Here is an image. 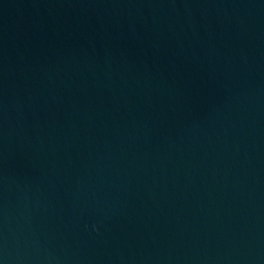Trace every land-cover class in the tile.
<instances>
[{
	"label": "water",
	"instance_id": "obj_1",
	"mask_svg": "<svg viewBox=\"0 0 264 264\" xmlns=\"http://www.w3.org/2000/svg\"><path fill=\"white\" fill-rule=\"evenodd\" d=\"M0 264H264V0H0Z\"/></svg>",
	"mask_w": 264,
	"mask_h": 264
}]
</instances>
